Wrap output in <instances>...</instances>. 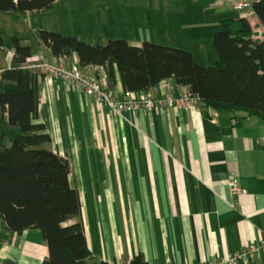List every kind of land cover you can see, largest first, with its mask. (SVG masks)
I'll use <instances>...</instances> for the list:
<instances>
[{
  "label": "crops",
  "instance_id": "obj_1",
  "mask_svg": "<svg viewBox=\"0 0 264 264\" xmlns=\"http://www.w3.org/2000/svg\"><path fill=\"white\" fill-rule=\"evenodd\" d=\"M231 2L103 0L104 23L116 22L119 29L110 28L99 43L90 44L118 38L136 47L154 42L186 49L197 63L212 65L218 60L213 41L222 21L242 16L233 15ZM252 24L255 38H264L259 20ZM31 47L29 59L54 56L39 38L37 48ZM13 57L12 44L6 48L3 41L0 81L2 71L14 67ZM69 63L98 79L106 77L114 92L125 90L117 67L111 85L104 66H81L77 54ZM187 91L175 78L150 90L156 98ZM209 113L197 106L117 114L60 79L41 82L37 121L51 136L43 147L70 162L69 181L80 193L92 253L87 264H129L137 255L150 264H197L264 239V122L252 116L224 125L216 111ZM0 119L8 123L7 113ZM8 127L0 129L6 146L19 132ZM6 131L13 134L7 141ZM231 174L245 195L231 194ZM48 256L40 230L16 234L0 221V264H43ZM238 264H264V246Z\"/></svg>",
  "mask_w": 264,
  "mask_h": 264
},
{
  "label": "trees",
  "instance_id": "obj_2",
  "mask_svg": "<svg viewBox=\"0 0 264 264\" xmlns=\"http://www.w3.org/2000/svg\"><path fill=\"white\" fill-rule=\"evenodd\" d=\"M55 2L0 0V11H41ZM254 8L264 28V1ZM255 31L242 16L224 19L213 41L218 60L209 66L197 63L186 49L154 42L136 47L118 38L90 44L47 29L38 36L54 56L77 54L81 66H104L111 85L117 67L125 90L146 93L161 81L175 78L200 99L205 115L210 117L214 110L218 120L229 125L252 116L264 122V38H255ZM12 47L14 67L1 74L0 113H7L8 123L19 132L10 146L4 145L3 135L0 139V221L16 234L40 230L49 247L43 264H87L92 253L80 193L69 181L70 162L43 147L51 142L45 125L37 121L43 78L25 66L33 48L18 36L12 37ZM72 220L76 222L66 225ZM129 264L150 263L137 255Z\"/></svg>",
  "mask_w": 264,
  "mask_h": 264
},
{
  "label": "built area",
  "instance_id": "obj_3",
  "mask_svg": "<svg viewBox=\"0 0 264 264\" xmlns=\"http://www.w3.org/2000/svg\"><path fill=\"white\" fill-rule=\"evenodd\" d=\"M262 1L264 0H232L231 7L234 11L240 12L242 17L253 23V20L257 18L254 7ZM25 66L42 76V81L60 79L66 84L83 91L99 107L117 114L154 108L181 110L194 109L200 106V99L191 95L190 91L181 93L178 96L170 93L162 98L154 97L150 91L146 93L130 90H124L120 93L114 92L108 88L106 77L98 79L85 74L78 63L70 64L69 57L65 55H55L43 59H28ZM233 124L235 125V121H233ZM228 186L233 196H242L247 193L233 174L230 176ZM262 246H264V239L256 245L236 250L227 256L215 257L197 264H238L240 260L248 261L255 254H258Z\"/></svg>",
  "mask_w": 264,
  "mask_h": 264
},
{
  "label": "rangeland",
  "instance_id": "obj_4",
  "mask_svg": "<svg viewBox=\"0 0 264 264\" xmlns=\"http://www.w3.org/2000/svg\"><path fill=\"white\" fill-rule=\"evenodd\" d=\"M101 1L103 0H59L51 8L41 11H0V35L4 46L10 48L12 37L18 36L26 38L27 43L36 49L38 32L42 29L73 35L87 43H99V39L110 32V28L119 29L116 22L108 26L104 23L103 14L100 15L99 10ZM233 13L234 16L240 15V12ZM8 126L9 123H3L0 119V129L9 128ZM12 138L13 134L6 131V141Z\"/></svg>",
  "mask_w": 264,
  "mask_h": 264
}]
</instances>
